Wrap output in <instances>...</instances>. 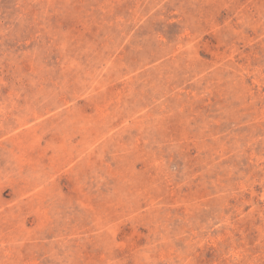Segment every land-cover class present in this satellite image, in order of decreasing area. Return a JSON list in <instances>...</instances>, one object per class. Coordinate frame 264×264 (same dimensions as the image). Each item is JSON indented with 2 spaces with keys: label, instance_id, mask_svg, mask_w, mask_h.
Segmentation results:
<instances>
[{
  "label": "rangeland",
  "instance_id": "rangeland-1",
  "mask_svg": "<svg viewBox=\"0 0 264 264\" xmlns=\"http://www.w3.org/2000/svg\"><path fill=\"white\" fill-rule=\"evenodd\" d=\"M0 264H264V0H0Z\"/></svg>",
  "mask_w": 264,
  "mask_h": 264
}]
</instances>
